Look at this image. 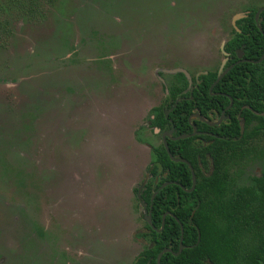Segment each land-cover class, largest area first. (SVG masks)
I'll return each mask as SVG.
<instances>
[{
    "label": "rangeland",
    "instance_id": "obj_1",
    "mask_svg": "<svg viewBox=\"0 0 264 264\" xmlns=\"http://www.w3.org/2000/svg\"><path fill=\"white\" fill-rule=\"evenodd\" d=\"M2 1L0 264H132L168 72L217 70L264 0Z\"/></svg>",
    "mask_w": 264,
    "mask_h": 264
},
{
    "label": "trees",
    "instance_id": "obj_2",
    "mask_svg": "<svg viewBox=\"0 0 264 264\" xmlns=\"http://www.w3.org/2000/svg\"><path fill=\"white\" fill-rule=\"evenodd\" d=\"M5 1L12 3L14 0ZM6 11V4L0 0V29L4 30L7 27V21L3 19ZM248 20L252 22L250 26L237 25L240 33L232 30L235 37L224 49L234 56V49L244 44L245 54L256 60L264 53V38L252 18ZM257 48L260 50L256 51ZM216 76L217 71H208L199 77V83L193 79L189 89L183 74L173 75L167 97L160 106L151 109L153 127L161 131L173 127L175 135L190 134L192 127L188 118L193 112L207 117L214 109L220 114L229 104L226 96L233 100L232 108L226 113L230 120L212 130L218 137L167 140L171 155L185 159L191 165L196 185L191 193L168 186L156 195L151 210L154 229L145 224L146 232L140 235L148 245L133 264H156L158 254L164 249H170L172 253L163 254L160 264H264V117L260 115L264 113V60L233 67L212 90V93L226 96L209 94ZM177 98L182 99L171 109ZM242 106L251 110L241 109ZM164 107L168 111L167 118ZM240 110V119L244 123L242 134L236 119ZM193 123L199 131L210 130L203 123ZM151 152L152 180L141 194L147 209L153 192L165 179L177 181L185 188H190L192 183L188 167L171 161L162 143L152 147ZM255 161L263 163L260 175L249 176L247 185H238L245 168ZM164 172H167L166 178ZM155 178H158L157 184H154ZM166 211L175 219L167 216L163 229L158 232ZM179 224L183 228L184 248L174 256L181 237ZM198 233L200 240L197 243Z\"/></svg>",
    "mask_w": 264,
    "mask_h": 264
},
{
    "label": "flooded vegetation",
    "instance_id": "obj_3",
    "mask_svg": "<svg viewBox=\"0 0 264 264\" xmlns=\"http://www.w3.org/2000/svg\"><path fill=\"white\" fill-rule=\"evenodd\" d=\"M260 8H264V6H261V7H258V8H256V12H252V11H254L255 9H248L247 11H245L244 13H240V14H236V15H234L233 16V18H232V30H234V31H236V32H238V33H240L241 32V30L239 29V27L237 26V25H240V26H242V27H244V26H250V24H252V22H249V20L248 19H250V18H252V20H253V24H255V26H256V28H257V30H258V32H259V34L264 38V27H262L261 25L263 24L264 25V15L262 14L263 12H261L259 15H258V17H257V20H256V13H257V11L260 9ZM236 16H239V19H237V20H235V21H233L234 20V18L236 17ZM262 23V24H261ZM231 30V32H232V35H231V37L228 39V40H226L222 45H221V47H220V52H221V54L223 55V61L221 62V64H220V66H219V68L217 69V70H215V71H217V76H218V73L220 72V71H223V70H225L226 68H228V67H230V70L233 68V67H235V66H237V65H239V64H257V63H260V62H262L263 60H264V58L261 60V61H259L261 58H262V56H264V53L258 58V59H256V60H254L253 58H250V57H248L246 54H245V48H246V46L244 45V44H242L241 45V47L240 48H236V49H234V56H231L230 55V53L229 52H226L225 51V45L227 44V42L229 41V40H231L233 37H235V33L233 32ZM248 34H246V36H247ZM260 50V48L258 49L257 48V50L256 51H259ZM256 51H254V52H256ZM176 70H182V69H176ZM229 70V71H230ZM171 71H175V70H171ZM182 71H184V72H186L185 70H182ZM228 71V72H229ZM170 72V71H169ZM168 72V74L170 75V77H171V81L169 82V84H168V86L165 88V92H166V96L165 97H167V95H168V88H169V85L171 84V82H172V76L173 75H175V74H178V73H181V74H183L185 77H186V79L188 80V84H189V89H191V87H192V85H193V79L195 80V82H197V83H199V77L201 76V75H205L208 71H206V72H199V73H197L196 74V76L195 77H190V75L187 73V75L188 76H186L183 72H179V71H176V72H174V73H169ZM227 72V73H228ZM217 76H216V78H217ZM216 80V79H215ZM245 80H248L247 78H245ZM215 82V81H214ZM213 82V83H214ZM220 82V81H219ZM218 82V83H219ZM212 83V84H213ZM217 83V84H218ZM211 84V85H212ZM216 86V85H215ZM214 86V87H215ZM213 87V88H214ZM213 90V89H212ZM212 90L210 91V89H209V94L210 95H212V96H219V95H223V96H226V95H224V94H220V93H212ZM228 99H229V104H228V106H226L221 112H220V114H217V112L214 110V109H212L211 111H209L208 112V115H207V117H204V116H202L198 111H195V112H193L191 115H190V117L188 118V123L191 125V127H192V132L190 133V134H180V135H175V130H174V128L173 127H170V128H168V129H165V130H163V131H161V130H159V129H157V128H155V127H153L152 126V120H153V118H154V116L152 115V113H151V110H150V115H151V119H150V126H151V128L153 129V131L155 132V133H160V138H161V143L163 144V142H162V134H164V133H167V132H171V134H170V137L171 138H176V137H179V136H182V135H190V137H193V136H199V137H202V136H209V137H218L217 136V134H215L214 132H212V130H215V128H217V127H220L223 123H225V122H228L229 120H230V116L229 115H227L226 113L232 108V106H233V100H232V98H230V97H228V96H226ZM165 99V98H164ZM182 98H177L176 100H175V102H174V104H173V107L171 108V109H173L175 106H176V104L181 100ZM164 101V100H163ZM163 103V102H162ZM230 106V107H229ZM229 107V108H228ZM245 108H247L248 110H251V108H249L248 106H242L241 107V109H245ZM167 108H165L164 107V116H165V118H167L168 117V111L166 110ZM240 112H241V110L236 114V119L238 120V122H239V124H240V134H242L243 133V131H244V123H243V120L242 119H240ZM253 112V111H252ZM254 113V112H253ZM254 114H256V115H258L257 113H254ZM261 116H263L264 117V113H261L260 114ZM201 119H203V121L201 120ZM193 122H200V123H203V124H205L208 128H210V130H208V131H206V130H202V131H199L198 130V128H197V126L193 123ZM194 133V134H193ZM190 137H188V138H190ZM186 139V138H185ZM167 140H170V141H172V142H175V141H179V140H171V139H169V138H167L166 137V144H167ZM181 140H184V139H181ZM164 146V145H163ZM168 147V146H167ZM165 148V147H164ZM151 150H152V147H151ZM169 150V149H168ZM170 152V151H169ZM167 153V152H166ZM171 154V153H170ZM173 157V156H172ZM170 158V157H169ZM174 158V157H173ZM152 159V158H151ZM174 159H182V158H174ZM171 160V159H170ZM172 161V160H171ZM187 161V160H186ZM174 162V161H173ZM188 162V161H187ZM175 163H180V162H175ZM253 163H261L262 165H263V163L262 162H260V161H255V162H253ZM183 164V163H182ZM252 164V163H251ZM263 167V166H262ZM150 169H151V161H150V164H149V167H148V169H147V172H146V174L147 173H149V177L147 178V181H146V183H145V185L141 188V185H142V183H143V181L145 180V178H146V174H145V176H144V179H143V181H142V183L140 184V186L135 190V199H136V201H137V203L139 204V206L143 209V212H144V208L141 206V202L145 205V210L146 211H149V207H150V205H151V202H150V204H149V207H148V209H147V207H146V204H145V202L141 199V194H142V191L144 190V188H145V186H146V184L150 181V180H152V176L150 175ZM261 170H262V168H261ZM261 173V172H260ZM260 175V174H259ZM259 175H257V176H259ZM167 177V172H164V178H166ZM196 178V177H195ZM157 182H158V178H155L154 179V184H157ZM80 184V183H79ZM165 184V186L162 188V189H164V188H166V187H168V186H175V187H177V188H179L180 190H182V191H184V192H186L185 190H188V189H190V188H185L184 186H182L180 183H178L177 181H174V180H164L162 183H161V185L160 186H162V185H164ZM160 186L157 188V190L160 188ZM161 189V190H162ZM140 190V191H139ZM157 190H155L154 192H153V194L157 191ZM186 193H188V192H186ZM191 193V192H190ZM140 195V198L138 199V197H137V195ZM152 194V195H153ZM152 197V196H151ZM156 197V196H155ZM154 197V198H155ZM150 200H151V198H150ZM154 200V199H153ZM152 204H153V202H152ZM152 210V209H151ZM164 214H166V216H165V218L167 217V216H171L172 218H174L175 219V217H174V215L172 214V213H170V212H168V211H166ZM163 214V215H164ZM143 215H144V213H143ZM162 215V216H163ZM142 219H143V216H142ZM143 221H144V219H143ZM165 221V220H164ZM145 224H147L145 221H144V229H145V232H146V228H145ZM148 225V224H147ZM149 226V225H148ZM150 227V226H149ZM151 228V227H150ZM141 234V233H140ZM139 234V238L140 239H143L144 241H147V240H145L143 237H141V235ZM180 242V241H179ZM148 243V242H147ZM148 245V244H147ZM146 245V246H147ZM184 248V247H183ZM144 249V248H143ZM179 249V248H178ZM183 250V249H182ZM175 254V253H174ZM173 254V255H174ZM175 256V255H174ZM136 258V257H135ZM133 264V263H132Z\"/></svg>",
    "mask_w": 264,
    "mask_h": 264
},
{
    "label": "water",
    "instance_id": "obj_4",
    "mask_svg": "<svg viewBox=\"0 0 264 264\" xmlns=\"http://www.w3.org/2000/svg\"><path fill=\"white\" fill-rule=\"evenodd\" d=\"M263 11H264V8H260V9L257 11V13H256V20H257L258 15H259L261 12H263ZM237 19H239V16H236V17L234 18L233 21H235V20H237ZM263 58H264V56H262V58H261L259 61H261ZM229 70H230V67H228V68H226L225 70L220 71V72L218 73V76H217L215 82H214V83L211 85V87H210V91H211V90L213 89V87H214V86H215V85H216V84H217V83H218V82H219V81H220V80H221V79L227 74V72H228ZM176 71L183 72L186 76H188L187 73L184 72V71H182V70L170 71L169 73H174V72H176ZM229 107H230V106H229ZM229 107H228V108H229ZM201 120L203 121V119H201ZM170 134H171V132H167V133L162 134V142H163V145H164V147H165V150H166L168 156L170 157V159H171L172 161L183 163V164H185V165L188 167L189 172H190V175H191V182H192V183H191V188L188 189V190H185V191L188 192V193H190V192H192V191L194 190V187H195V185H196V178H195V174H194V172H193V169H192L191 165L189 164V162H187L185 159H174V158L172 157V155L170 154V152H169V150H168V147H167V144H166V137L169 138V139H171V140H181V139H185V138L190 137V135H182V136H179V137H176V138H171V137H170ZM193 134H194V133H193ZM148 177H149V173L146 174V178H145V180L143 181V183H142V185H141V188L145 185V183H146ZM164 186H165V184L162 185V186H160V188H159V189H158V190L152 195L151 200H150L151 205H150V207H149V211H146V210H145V205L141 202V206L144 208L143 219H144V221H145V222H146V223H147L152 229H154V227L152 226V223H151V209H152V202H153L154 197H155V196L161 191V189H162ZM139 191H140V190H139ZM137 197H138V199H139V198H140V195L138 194ZM165 216H166V214H164V215L162 216L161 226H160V229L157 230L158 232L161 231V230L163 229V227H164ZM179 226H180V231H181V237H180V242H179V249H178V252L174 254L175 256L179 255V254L181 253L182 249H183V246H182V234H183V228H182V225H181V224H179ZM199 240H200V234L198 233L197 243L199 242ZM165 253H172V251H171L170 249H164V250H162V251L158 254V256H157L156 264H160V258H161V256H162L163 254H165Z\"/></svg>",
    "mask_w": 264,
    "mask_h": 264
}]
</instances>
